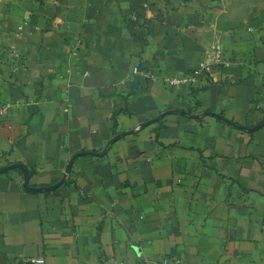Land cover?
Listing matches in <instances>:
<instances>
[{
  "label": "crops",
  "instance_id": "0c3cea01",
  "mask_svg": "<svg viewBox=\"0 0 264 264\" xmlns=\"http://www.w3.org/2000/svg\"><path fill=\"white\" fill-rule=\"evenodd\" d=\"M212 13L0 0V264H264V26Z\"/></svg>",
  "mask_w": 264,
  "mask_h": 264
},
{
  "label": "rangeland",
  "instance_id": "374dc122",
  "mask_svg": "<svg viewBox=\"0 0 264 264\" xmlns=\"http://www.w3.org/2000/svg\"><path fill=\"white\" fill-rule=\"evenodd\" d=\"M210 9L214 24L224 32L264 26V0H210ZM7 37L0 31V53Z\"/></svg>",
  "mask_w": 264,
  "mask_h": 264
},
{
  "label": "built area",
  "instance_id": "2783aa9c",
  "mask_svg": "<svg viewBox=\"0 0 264 264\" xmlns=\"http://www.w3.org/2000/svg\"><path fill=\"white\" fill-rule=\"evenodd\" d=\"M211 57L213 59L214 64L219 65H225L224 61V53L219 47H215L212 50ZM200 69L203 72H208L210 70V67L207 63H203L200 65ZM200 71V70H199ZM199 71L195 73H184L181 76L177 77H163V81L165 84H167L169 87L177 88V87H192L196 85L199 80ZM140 70L139 68L133 69V74H139ZM10 112V106L8 104H0V118L1 117H7ZM31 264H44V259H37V260H29ZM163 264H170L168 261H165ZM174 264H190L186 262H182L180 260H176Z\"/></svg>",
  "mask_w": 264,
  "mask_h": 264
}]
</instances>
